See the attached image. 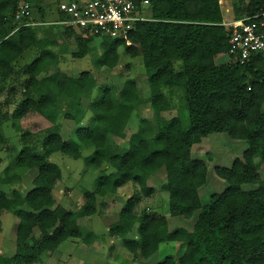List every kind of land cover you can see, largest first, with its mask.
Instances as JSON below:
<instances>
[{"label": "trees", "instance_id": "obj_1", "mask_svg": "<svg viewBox=\"0 0 264 264\" xmlns=\"http://www.w3.org/2000/svg\"><path fill=\"white\" fill-rule=\"evenodd\" d=\"M29 1L0 0V80L5 81L14 73L13 64L27 50L38 51L23 68L31 87L23 93L29 98L14 110L12 118L22 119L31 109L54 125L61 120L80 124L86 109L81 99L94 89L95 80L89 72H82L77 87L67 88V76L52 70L56 67L52 47L57 42L49 24L45 27L50 21L34 17ZM147 1L150 19L136 23L130 33L131 43L139 45L140 53L133 46H126V50L132 56L136 52L142 56L154 122L142 118L137 132L130 135L127 147L110 144L109 136L119 138L124 133L136 104L137 86L126 82L119 101H116L113 88H104L99 101L89 107L93 127L80 128L77 135L84 143H90L92 162L107 163L113 172L98 175L94 191L84 193V204L74 212L62 205L52 206V191L61 173L58 165L48 158L58 152L79 158L77 146L54 134L49 136L41 156L32 158L19 153L15 166H28L36 161L39 167L32 180L33 188L25 199L14 201L21 208L16 214L15 253L9 258L0 256V264L35 262L70 240L91 245L96 235L82 231L77 220L95 214L96 197L107 195L108 188L116 190L129 182L137 183L142 194L149 196L153 190L147 186L143 174L153 175L161 169L165 172L169 191L170 214L183 213L186 218L196 211L199 214L190 233L182 229L168 232L164 217L142 218L137 237L123 239V247L132 257L139 253L144 255L153 244L186 242L185 253L177 264H264V187L251 191L240 189L234 175L240 161H235L231 169L217 167L215 174L225 180L228 187L201 209L197 187L204 179L205 168L190 154L191 146L201 137L200 129L189 118L185 123L179 117L166 119L161 116L167 101L163 89L170 92L175 87L186 89L189 77L213 69L214 57L227 51L230 31L223 26L219 0ZM26 4L29 14L15 20L17 11ZM42 9L44 14L45 8ZM263 10L264 0H249L244 10L235 7L230 21ZM64 29L67 34H80L70 28ZM92 40V37H76L74 58L88 55ZM123 44L102 38L101 54L95 65L114 68L119 59L117 49ZM233 64L240 112L226 117V131L230 139L246 142L248 148L243 154L246 164L251 165L253 157L258 156L264 165V63L259 56H254L244 65ZM136 169L143 174L135 172ZM6 200V194L0 190V214ZM138 200L135 196L127 202L128 208L122 217L128 222L136 220L131 209ZM35 230L37 236L33 234ZM111 231L118 232L115 227Z\"/></svg>", "mask_w": 264, "mask_h": 264}, {"label": "rangeland", "instance_id": "obj_2", "mask_svg": "<svg viewBox=\"0 0 264 264\" xmlns=\"http://www.w3.org/2000/svg\"><path fill=\"white\" fill-rule=\"evenodd\" d=\"M222 1V16L226 20H232L235 7L244 10L249 2ZM29 2L34 10V17L57 22L55 0ZM42 7L45 8L44 14ZM145 14L150 18L151 9L146 8ZM50 22L45 27L49 24L51 29H48L57 42L52 47L56 56V67L51 69L67 76L69 89L77 87L78 76L82 72H89L96 86L81 99L86 109L80 124L61 120L54 125L31 109L22 119L12 118L14 110L29 98L23 93L27 89L31 90L28 75L23 72V68L38 55L37 50H27L13 64L14 73L7 80H0V190L7 196L0 214V256L5 258L12 257L15 253V229L18 223L16 214L21 208L14 201L25 199L26 194L33 188L32 180L39 167L36 161L28 166H15L19 153L32 158L41 156L49 136L54 134L77 146L79 158L74 159L60 152L48 158L58 165L61 173L52 191V206L62 205L74 212L84 204V193L94 191L98 175L113 172L107 163L100 160L92 162L93 149L90 143H84L77 135L78 129L93 127V114L89 107L99 101L104 88H113L116 101H119L120 91L126 82L137 86L136 104L124 133L119 138L109 136L110 144L127 147L130 135L137 132L142 118L154 122L147 77L142 56L138 54L139 45L130 43L119 46V59L114 68L97 67L94 62L101 54L100 39L92 40L88 55L76 59L73 56L77 52L75 38L86 37L72 32L67 34L64 27ZM40 26L42 25L37 27ZM126 46H133L138 52L132 56L127 52ZM216 62L213 69L189 77L186 89L175 87L171 92L167 88L163 89L167 101L161 116L166 119L179 117L185 123L190 119L200 129L201 137L191 146L190 154L194 161L201 162L205 168L204 179L197 187L201 209L210 204L214 195L222 194L228 187L226 181L215 174L217 167L231 169L235 161H240V167L234 171L240 189L251 191L264 187V165L260 158L254 156L252 164H246L243 158L248 148L246 142L230 139L226 131V117L240 112L233 61L226 54H222L217 56ZM33 99L36 103L39 102L36 97ZM135 172L143 174L139 169ZM143 177L147 186L153 190L151 195H143L135 182H129L116 190L108 188L110 192L107 195L96 197L95 214L90 218L77 220L82 231H90L96 235V240L91 245L86 246L70 240L61 244L54 252L46 253L37 261L27 264H177L178 259L185 253L186 242L153 244L144 255L139 253L136 257H132L123 247V239L137 237V227L142 218L164 217L168 232L182 229L190 233L199 214L196 211L189 218L183 213L170 214L169 191L163 169L153 175L143 174ZM135 196L139 200L131 211L136 215V220L128 222L122 216H125L128 200ZM113 227L117 229V234L112 233ZM33 234L37 236L38 232L35 230Z\"/></svg>", "mask_w": 264, "mask_h": 264}, {"label": "built area", "instance_id": "obj_3", "mask_svg": "<svg viewBox=\"0 0 264 264\" xmlns=\"http://www.w3.org/2000/svg\"><path fill=\"white\" fill-rule=\"evenodd\" d=\"M222 0L218 1L219 6ZM57 24L70 28L85 37L109 38L131 43L130 33L136 23L149 20L145 9L149 2L142 0H55ZM28 4L15 14V20L28 15ZM230 31L226 55L233 63L244 65L259 56L264 63V10L223 23Z\"/></svg>", "mask_w": 264, "mask_h": 264}, {"label": "crops", "instance_id": "obj_4", "mask_svg": "<svg viewBox=\"0 0 264 264\" xmlns=\"http://www.w3.org/2000/svg\"><path fill=\"white\" fill-rule=\"evenodd\" d=\"M223 8V7H222ZM227 22H230V20H226V19H224V21H223V23H227ZM25 54V53H24ZM224 54H226V53H224ZM219 55H222V54H219ZM217 56L218 55H216L215 57H214V67L217 65V62H216V58H217ZM54 252V251H53Z\"/></svg>", "mask_w": 264, "mask_h": 264}]
</instances>
